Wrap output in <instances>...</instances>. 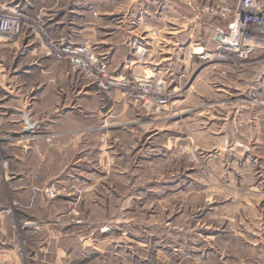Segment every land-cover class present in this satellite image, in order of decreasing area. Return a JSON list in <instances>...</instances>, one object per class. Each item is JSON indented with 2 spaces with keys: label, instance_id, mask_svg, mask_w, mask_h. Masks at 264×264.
I'll list each match as a JSON object with an SVG mask.
<instances>
[{
  "label": "rangeland",
  "instance_id": "obj_1",
  "mask_svg": "<svg viewBox=\"0 0 264 264\" xmlns=\"http://www.w3.org/2000/svg\"><path fill=\"white\" fill-rule=\"evenodd\" d=\"M0 1L27 17L0 45L23 36L25 26V42L36 38L21 50L27 56L34 45L31 60H20L21 48L0 46V73L80 72L101 90L77 130L69 121L59 130L49 121L55 113H39L46 120L26 116L34 127L25 135L26 121L20 129L6 120L4 101L12 100L0 89V213L7 224L0 264H264V49L249 60L214 54L207 63L191 48L190 60H175L172 73L157 67L163 95L147 107L59 53L60 46L86 45L111 74L150 70L139 63L138 71H111L90 42L50 34L48 7L65 0L32 9ZM35 57L43 61L30 65ZM21 135L27 146L14 144Z\"/></svg>",
  "mask_w": 264,
  "mask_h": 264
},
{
  "label": "crops",
  "instance_id": "obj_2",
  "mask_svg": "<svg viewBox=\"0 0 264 264\" xmlns=\"http://www.w3.org/2000/svg\"><path fill=\"white\" fill-rule=\"evenodd\" d=\"M17 1L30 9L36 8L35 6L44 8L46 3L45 0ZM190 1L65 0V4H60L54 11H51L53 5L48 7L50 11L47 12L45 28L50 34L58 32L60 35L61 32H65L75 42L82 40L90 42L97 53L107 59L111 71H138L142 66L133 61V49L141 43L150 50V55L155 58L156 67L161 69L163 66L166 71L171 69L172 73L175 60L179 59L182 63L190 60L191 55L187 51L191 48L193 51L197 46L212 53L215 50L212 36L214 30L228 25L227 20L208 10L206 2L209 0H193L205 2V6L203 5L199 10L192 9ZM215 1L224 0H212V3ZM56 2L57 0H54L52 4ZM35 3L37 4L34 6ZM94 11L96 13H93ZM27 31L28 27L25 26L23 36L14 37L0 46L10 49L21 48L19 55L17 51L14 52L15 57L18 55L21 61L31 60L33 54L36 55L34 45L28 49L27 56L21 54L24 46L29 47L36 41V38L30 37L28 42H25ZM193 56L199 58L198 54ZM41 57L39 59L35 57L30 65L43 61ZM211 60L212 57L204 61L208 63ZM40 62H37V65ZM221 72L230 75L235 70L231 68ZM47 74L0 73V89H4L5 92L3 96L12 100V102L4 101V107L11 117L6 120L22 129L25 127L26 116L31 122L40 123L46 118L42 117L38 120L39 113H55L56 115L49 119L53 126L62 130L63 123L69 121L70 131L77 130L75 121L83 113L93 114L95 107L98 106L96 95L101 90L97 88L93 78L80 72H59L50 76ZM104 92L109 93V91ZM222 96L224 101H229L231 97L224 93ZM27 97L34 100L31 99L32 101L26 103ZM109 108L107 107V110ZM19 113L22 114L21 117L17 116ZM14 144L24 147L27 146L28 140L21 135ZM4 220L5 216L0 213V247L2 248L4 245L2 238L7 231Z\"/></svg>",
  "mask_w": 264,
  "mask_h": 264
},
{
  "label": "built area",
  "instance_id": "obj_3",
  "mask_svg": "<svg viewBox=\"0 0 264 264\" xmlns=\"http://www.w3.org/2000/svg\"><path fill=\"white\" fill-rule=\"evenodd\" d=\"M211 10L227 20L228 25L217 27L214 30L215 50L212 53L193 51L201 59H208L206 54H228L236 59H243L257 49H264V0H237L234 5L216 4L211 6ZM26 22L27 17L20 10L0 1V40L11 37ZM32 27L34 28V26ZM138 46L143 49V52L139 58H136L139 62H143L146 59L147 51L144 45L139 43L135 46L133 53H136ZM59 51L62 56L70 58L77 64L94 69L98 84L103 87L116 85L113 84L116 83L113 77L118 75L131 81L138 80V88L144 93V96L143 98H133L141 100L142 104L147 107L153 104L152 96H154L155 91L152 90L155 89V84L160 86V91L163 93L162 84L165 77L162 74L155 77L131 76V74L128 76L124 73L111 74L107 71L106 62L103 58L95 62L91 60V52L86 45L60 46ZM47 193L53 195L52 189H47Z\"/></svg>",
  "mask_w": 264,
  "mask_h": 264
},
{
  "label": "bare ground",
  "instance_id": "obj_4",
  "mask_svg": "<svg viewBox=\"0 0 264 264\" xmlns=\"http://www.w3.org/2000/svg\"><path fill=\"white\" fill-rule=\"evenodd\" d=\"M142 45H144V44H142ZM144 47L146 48V51H147L146 59H145V61H143L145 65L143 64V62H139L137 60V58H139V56H141V53L143 52V49L140 46L136 47L137 51H135L136 53H133V56H135L133 61L141 63L144 66H147V67L150 68L151 71L148 70V73L145 71V76L146 77H149V76H154L155 77V76L161 75V71L155 66L156 65L155 58L150 55V50L145 45H144ZM193 51L198 53V52H202V51H205V50H203L202 48L200 49V48H198L196 46V47H194ZM206 57L208 59H211V54H209V55L206 54ZM113 78L116 80V83H113V84H116L118 87L125 89V91L128 90V92H130L129 90H131V93L129 94L131 97L143 98L144 93L138 88V80L136 81V79H135V80L131 81V80H129L127 78H124L123 76H120V75H118L116 77H113ZM152 91H155L154 94L163 95V93L160 91V86L159 85L155 84V89L152 90ZM128 92H127V94H128Z\"/></svg>",
  "mask_w": 264,
  "mask_h": 264
},
{
  "label": "water",
  "instance_id": "obj_5",
  "mask_svg": "<svg viewBox=\"0 0 264 264\" xmlns=\"http://www.w3.org/2000/svg\"><path fill=\"white\" fill-rule=\"evenodd\" d=\"M25 121H26L27 126L25 127L23 133H24L25 135H28V134H29V130H30L31 128H33V124L30 123V121L28 120L27 117H26V120H25ZM24 134H23V135H24Z\"/></svg>",
  "mask_w": 264,
  "mask_h": 264
}]
</instances>
